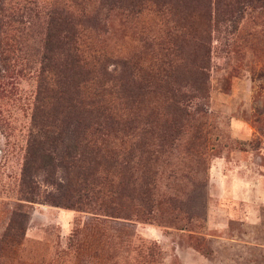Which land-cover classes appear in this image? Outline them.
<instances>
[{
  "label": "rangeland",
  "instance_id": "rangeland-1",
  "mask_svg": "<svg viewBox=\"0 0 264 264\" xmlns=\"http://www.w3.org/2000/svg\"><path fill=\"white\" fill-rule=\"evenodd\" d=\"M197 2L171 4L169 85L186 110L150 81L140 183L151 179L156 202H134L130 219L50 206L44 184L36 203L18 200L42 32L37 4L20 13L19 65L0 88V264H264V0H211L208 18ZM115 20L106 49L131 52L136 38ZM144 27L164 38L156 19Z\"/></svg>",
  "mask_w": 264,
  "mask_h": 264
},
{
  "label": "trees",
  "instance_id": "trees-1",
  "mask_svg": "<svg viewBox=\"0 0 264 264\" xmlns=\"http://www.w3.org/2000/svg\"><path fill=\"white\" fill-rule=\"evenodd\" d=\"M189 1L195 7L197 1H204L203 16H211V0ZM172 2L2 1L0 88L19 65L25 29L20 13L35 3L41 16L40 55L18 200L36 203L44 184L52 190L42 195L44 203L95 217L130 219L134 202L155 206L151 179L140 183L147 174L140 170L144 132L140 124L144 118L145 125H154L152 113L147 115L143 108L150 81L156 78L167 86L173 76L168 58ZM147 18L157 20L163 39L146 30ZM113 19L128 26L136 38L131 52L106 49ZM156 54L164 55L156 58ZM204 63L202 59L201 70ZM199 74L205 87L203 73ZM165 90L171 96L169 108L186 110L185 93L170 85Z\"/></svg>",
  "mask_w": 264,
  "mask_h": 264
},
{
  "label": "crops",
  "instance_id": "crops-1",
  "mask_svg": "<svg viewBox=\"0 0 264 264\" xmlns=\"http://www.w3.org/2000/svg\"><path fill=\"white\" fill-rule=\"evenodd\" d=\"M263 190H264V188H263ZM249 208V212H250V215H251V218L253 217L254 219H257V216H256V206H249L248 207Z\"/></svg>",
  "mask_w": 264,
  "mask_h": 264
}]
</instances>
